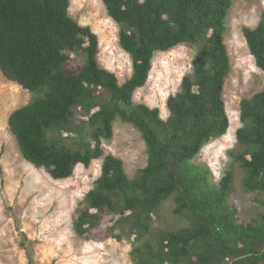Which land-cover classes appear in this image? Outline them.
I'll return each mask as SVG.
<instances>
[{
  "label": "trees",
  "instance_id": "obj_1",
  "mask_svg": "<svg viewBox=\"0 0 264 264\" xmlns=\"http://www.w3.org/2000/svg\"><path fill=\"white\" fill-rule=\"evenodd\" d=\"M102 3L131 62L122 85L99 65L98 38L71 17L69 0H0V72L36 95L8 117L19 154L53 181L102 160L72 228L85 240L129 241L132 264H264V91L239 104L236 146L222 177L215 180L195 162L229 128L223 91L231 64L223 39L233 0ZM242 35L264 71V12ZM180 45L195 51L191 72L168 98L163 120L133 96L145 86L155 54ZM115 122L136 130L146 148V166L132 180L121 160L104 156ZM236 175L256 203L246 223L229 202Z\"/></svg>",
  "mask_w": 264,
  "mask_h": 264
},
{
  "label": "rangeland",
  "instance_id": "obj_2",
  "mask_svg": "<svg viewBox=\"0 0 264 264\" xmlns=\"http://www.w3.org/2000/svg\"><path fill=\"white\" fill-rule=\"evenodd\" d=\"M69 1L71 17L79 25L89 27L98 38L99 65L113 73L122 85L131 75V62L118 45L117 26L107 16L102 0ZM262 12L264 0H233L227 16L229 29L223 41L231 71L223 99L229 128L224 137L207 144L195 158L197 164L209 168L215 180L225 171L227 152L236 146L241 100L264 91V71L255 66L242 35V29L256 28ZM194 53L190 45H180L155 54L147 82L135 92L133 101L158 109L166 120L167 100L179 91L183 77L190 74ZM35 97L0 72V264H132L129 241L99 237L85 240L72 228L75 213L100 176L102 160L92 162L89 168L77 166L66 181H53L45 170L34 168L19 154L8 129V117ZM102 149L104 156L122 161L131 180L146 166V148L140 135L120 122L114 123L112 138L102 143ZM237 175L229 202L236 210V218L246 223L255 217L256 203L243 192ZM170 208L171 204H167L162 212ZM163 221L168 223L171 218L167 215ZM163 221L156 220L155 226L163 228Z\"/></svg>",
  "mask_w": 264,
  "mask_h": 264
}]
</instances>
